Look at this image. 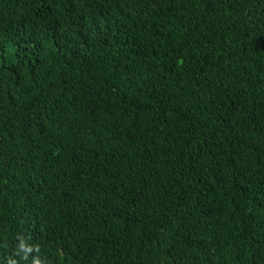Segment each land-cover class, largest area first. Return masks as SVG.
Returning <instances> with one entry per match:
<instances>
[{"label":"trees","instance_id":"obj_1","mask_svg":"<svg viewBox=\"0 0 264 264\" xmlns=\"http://www.w3.org/2000/svg\"><path fill=\"white\" fill-rule=\"evenodd\" d=\"M0 264H264V0H0Z\"/></svg>","mask_w":264,"mask_h":264}]
</instances>
